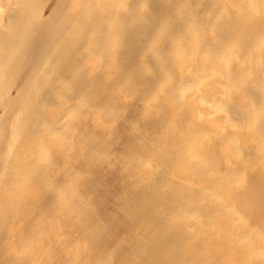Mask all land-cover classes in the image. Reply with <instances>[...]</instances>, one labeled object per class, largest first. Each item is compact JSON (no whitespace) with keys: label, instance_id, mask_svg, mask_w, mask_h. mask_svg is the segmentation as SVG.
<instances>
[{"label":"bare ground","instance_id":"1","mask_svg":"<svg viewBox=\"0 0 264 264\" xmlns=\"http://www.w3.org/2000/svg\"><path fill=\"white\" fill-rule=\"evenodd\" d=\"M0 264H264V0H0Z\"/></svg>","mask_w":264,"mask_h":264}]
</instances>
